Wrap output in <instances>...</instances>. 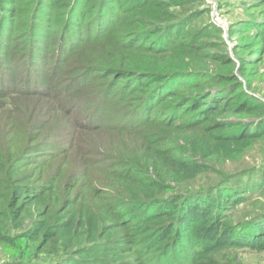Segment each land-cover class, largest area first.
I'll return each mask as SVG.
<instances>
[{"label":"trees","instance_id":"trees-1","mask_svg":"<svg viewBox=\"0 0 264 264\" xmlns=\"http://www.w3.org/2000/svg\"><path fill=\"white\" fill-rule=\"evenodd\" d=\"M178 5L0 0L2 264H236L218 255L264 250V201L246 214L263 176L193 188L208 158L258 132L220 118L240 112L214 92L233 76L185 75L197 40L162 11Z\"/></svg>","mask_w":264,"mask_h":264},{"label":"rangeland","instance_id":"rangeland-1","mask_svg":"<svg viewBox=\"0 0 264 264\" xmlns=\"http://www.w3.org/2000/svg\"><path fill=\"white\" fill-rule=\"evenodd\" d=\"M170 1L179 3L178 7L172 11H162L167 21H175L183 27L180 38H187L190 41L202 40L201 46H198L196 41L195 46L192 45L182 51L185 60L190 59L194 62V65L184 68L185 75L195 78L199 72H205L233 76L234 79L228 83L224 81L214 89V92L217 89L221 90L222 96H226L227 99L225 103L220 104L228 103L234 108L239 106L240 112L236 110L220 118L228 125H235L232 130L242 132L244 128L250 126L253 132H258L252 145L234 157L213 155L208 158L211 173L194 184L193 188L205 187L244 172L248 174L242 177L240 175L227 185L234 182L242 186L248 179L257 176L264 178V0ZM151 12L153 16L157 15L160 18L161 12L156 9H152ZM19 44L21 47L23 43ZM17 55L18 50L12 51L11 57L16 59ZM69 65L72 67L71 61ZM236 93H241L245 99L237 101ZM218 101H221V98ZM29 104L36 106L42 103L37 101ZM80 105L86 106L85 101ZM76 111L78 115L81 114L80 109ZM107 114V111H102L99 117ZM80 118H83L82 115ZM197 157L202 159L201 156ZM263 201L264 197L261 194H255L251 201L247 202L250 203L248 212L241 211L238 215L243 212L244 214L254 212ZM225 256L228 259L234 258L236 264H264V250L235 249L220 253L218 259L225 262ZM8 259L10 255L0 247V264Z\"/></svg>","mask_w":264,"mask_h":264}]
</instances>
